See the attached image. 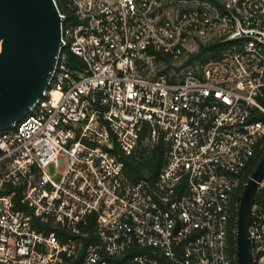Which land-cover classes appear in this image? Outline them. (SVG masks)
I'll return each instance as SVG.
<instances>
[{
	"label": "built area",
	"instance_id": "1",
	"mask_svg": "<svg viewBox=\"0 0 264 264\" xmlns=\"http://www.w3.org/2000/svg\"><path fill=\"white\" fill-rule=\"evenodd\" d=\"M54 2L49 87L0 131V264H237L230 220L264 140V0ZM211 44L226 47L193 58ZM161 145L157 176L129 181L125 159ZM249 237L264 264L257 204Z\"/></svg>",
	"mask_w": 264,
	"mask_h": 264
},
{
	"label": "water",
	"instance_id": "2",
	"mask_svg": "<svg viewBox=\"0 0 264 264\" xmlns=\"http://www.w3.org/2000/svg\"><path fill=\"white\" fill-rule=\"evenodd\" d=\"M62 47L54 0H0V131L21 120L44 96ZM264 181V157L245 184L237 210V264H252L249 228Z\"/></svg>",
	"mask_w": 264,
	"mask_h": 264
},
{
	"label": "trees",
	"instance_id": "3",
	"mask_svg": "<svg viewBox=\"0 0 264 264\" xmlns=\"http://www.w3.org/2000/svg\"><path fill=\"white\" fill-rule=\"evenodd\" d=\"M64 5V2H62ZM64 8V6L62 7ZM60 9V7H59ZM64 10V9H62ZM226 47V45L223 46H217L216 44H211L209 46H202L200 49V52L196 55H193V58L196 59H202L206 60L208 57H216L220 54V51ZM73 58V56H71ZM262 103L264 104V99L262 100ZM259 120H262L263 117L258 118ZM165 150L163 146H159L156 149L152 151H148L146 149H141L138 151L137 155L133 157H127L125 159V175L131 182H138L141 179L150 177L154 178L157 176L161 166L164 163L165 158ZM264 157V140H263V148L261 151L258 152L255 160L253 163L247 168L245 175L243 176L242 183H247L253 172L255 171L257 165L261 161V159ZM241 193V192H240ZM241 196L240 194L237 197V204L240 203ZM255 204L260 205L262 208H264V189H260L257 192ZM237 210L238 206H235L233 209L232 217L230 220L229 225V241L232 250L236 251V225H237Z\"/></svg>",
	"mask_w": 264,
	"mask_h": 264
},
{
	"label": "rangeland",
	"instance_id": "4",
	"mask_svg": "<svg viewBox=\"0 0 264 264\" xmlns=\"http://www.w3.org/2000/svg\"><path fill=\"white\" fill-rule=\"evenodd\" d=\"M59 5V7H60V11H62V7L64 6L63 4H58ZM49 174H51L52 176H53V179L54 180H56V181H59V179H60V176H55V174L57 173V171H56V169L54 168V167H51L50 169H49ZM260 206V205H259Z\"/></svg>",
	"mask_w": 264,
	"mask_h": 264
}]
</instances>
